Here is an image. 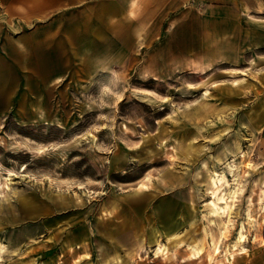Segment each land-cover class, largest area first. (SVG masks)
Returning <instances> with one entry per match:
<instances>
[{"label":"rangeland","instance_id":"obj_1","mask_svg":"<svg viewBox=\"0 0 264 264\" xmlns=\"http://www.w3.org/2000/svg\"><path fill=\"white\" fill-rule=\"evenodd\" d=\"M4 21L0 264H118L114 246L264 264V0H45Z\"/></svg>","mask_w":264,"mask_h":264},{"label":"crops","instance_id":"obj_2","mask_svg":"<svg viewBox=\"0 0 264 264\" xmlns=\"http://www.w3.org/2000/svg\"><path fill=\"white\" fill-rule=\"evenodd\" d=\"M40 2L42 5H45V0H0V29L3 28V24H5L6 21H4L6 18H13L16 17V15H19L22 11L24 10H30L31 6H33L34 4H36V2ZM258 10L262 11L263 7L262 6H258L257 7ZM13 82V78L11 77V75H9V73L6 70V66L0 61V97H5L7 98V102L11 103V101L16 98V92L15 89L12 86ZM4 98V99H5ZM3 106V104L0 102V108ZM19 115V114H18ZM203 115L202 113V108H197L196 110H194V112H192V114L190 115V118L192 120H196V118L201 117ZM21 116H18V119L21 120L20 118ZM184 149L186 152V147L187 144H184ZM192 150V149H191ZM190 150V152H191ZM189 152V153H190ZM187 153V152H186ZM187 153V154H189ZM147 185V184H146ZM139 188L135 187L132 190L128 191V195H136L138 197H143L145 196L149 190L151 189L150 186L147 185V188L143 190V192L140 193H135L136 190ZM52 199H56V202L58 203V205L63 206L62 202H63V197L59 196V195H52L51 196ZM59 198V199H58ZM84 203V201L82 202ZM81 203V204H82ZM33 213L35 215V213L40 212L41 210L46 212V208H43L41 206H37L35 207V209H32ZM42 213V212H40ZM155 232V231H153ZM31 238V240L34 239V234L29 236ZM153 237H154V233H153ZM122 239L119 236L116 235V239ZM140 245V244H139ZM11 248V247H10ZM113 254H112V258L110 257L108 260L105 261V263H118V264H130V261H132V259H130V255L134 254L136 251H134V249H126L125 253L121 252L117 246H114L113 248ZM129 255V256H127ZM126 256V257H123Z\"/></svg>","mask_w":264,"mask_h":264},{"label":"bare ground","instance_id":"obj_3","mask_svg":"<svg viewBox=\"0 0 264 264\" xmlns=\"http://www.w3.org/2000/svg\"><path fill=\"white\" fill-rule=\"evenodd\" d=\"M247 165H249V164H247ZM146 188H147V185L143 184V185H141V188L136 190L135 193H140L141 194V192H143V190L146 189ZM169 235L171 236V239H173L172 240L173 241L172 244H175V243L178 244V242L179 241L181 242V240H182L181 236L179 234H177V233H169ZM178 238H180L181 240H179ZM154 239H155V241H156V243L158 245L157 250H156V256L157 257H160V256L164 255L165 252H168V249H167L166 245L165 244L163 245L161 243V240L159 238H157V235H155ZM167 254H169V253H167Z\"/></svg>","mask_w":264,"mask_h":264}]
</instances>
